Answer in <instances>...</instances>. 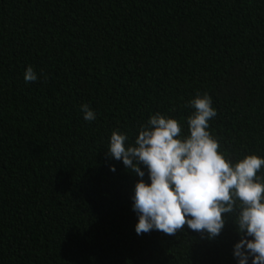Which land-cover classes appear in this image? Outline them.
Returning <instances> with one entry per match:
<instances>
[{"label": "trees", "instance_id": "obj_1", "mask_svg": "<svg viewBox=\"0 0 264 264\" xmlns=\"http://www.w3.org/2000/svg\"><path fill=\"white\" fill-rule=\"evenodd\" d=\"M205 93L218 151L264 157V0H0V264H237L234 215L137 235L140 178L107 153L156 113L187 135Z\"/></svg>", "mask_w": 264, "mask_h": 264}, {"label": "clouds", "instance_id": "obj_2", "mask_svg": "<svg viewBox=\"0 0 264 264\" xmlns=\"http://www.w3.org/2000/svg\"><path fill=\"white\" fill-rule=\"evenodd\" d=\"M24 80H38L32 66L26 68ZM188 104L195 111L187 117L185 136L177 119L160 113L140 125L132 143L124 132L110 136L108 155L140 178L131 196L137 216L134 230L137 235L153 230L176 235L187 225L211 240L234 215L241 236L233 246L237 264H264V175H257L264 157L251 154L236 162L227 158L209 131V121L217 115L212 98L198 94ZM80 108L85 121L96 119L87 104Z\"/></svg>", "mask_w": 264, "mask_h": 264}]
</instances>
